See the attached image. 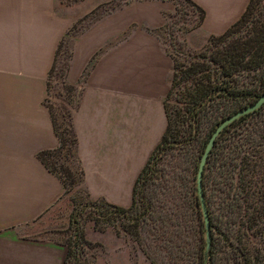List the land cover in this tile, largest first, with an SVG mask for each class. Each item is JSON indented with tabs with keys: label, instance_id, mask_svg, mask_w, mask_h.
<instances>
[{
	"label": "crops",
	"instance_id": "crops-1",
	"mask_svg": "<svg viewBox=\"0 0 264 264\" xmlns=\"http://www.w3.org/2000/svg\"><path fill=\"white\" fill-rule=\"evenodd\" d=\"M103 0H0V264H63L67 248L35 235L66 196L38 159L58 146L45 105L61 38ZM203 11L189 33L198 47L220 35L250 0H192ZM166 0H132L90 23L72 41L66 83L79 95L72 111L82 188L119 207L166 130L173 59L156 31Z\"/></svg>",
	"mask_w": 264,
	"mask_h": 264
},
{
	"label": "rangeland",
	"instance_id": "rangeland-1",
	"mask_svg": "<svg viewBox=\"0 0 264 264\" xmlns=\"http://www.w3.org/2000/svg\"><path fill=\"white\" fill-rule=\"evenodd\" d=\"M74 1L79 0H62V3ZM130 1L132 0H103L63 36L49 81V104H56L54 110L58 115L62 109H69L75 103L77 90L63 82L73 37L102 14ZM166 1L170 3L172 10L165 12L166 23L156 31L158 37L169 50L172 39L175 45L177 42H184L190 51H199L206 41L198 47V43L190 42L189 33L192 30L186 31L198 18V13L183 0ZM250 13L248 25L242 28H251L257 21L264 22V0H253ZM180 101L176 91L166 99L170 128L164 144L146 172L145 176L152 178L141 183L143 198L150 204L149 209L143 211L145 205L138 201L137 214L140 218L136 230H126V219L113 208H108L106 219L95 227L92 220L95 217L91 205L93 200L87 197L79 184L68 189L63 201L50 211V215H46L48 222L40 221L35 235L50 238L65 246L67 244L73 250L74 258L67 264H200L205 232H195L199 225L195 219L197 213L195 208L188 206V198L191 196L187 193L193 185L204 147L218 125L215 121L219 118L214 116L203 120L198 132L192 134L190 139L186 138L190 127ZM261 112L264 118V108ZM61 153L60 158L52 160L77 171V162L68 158L65 150ZM57 169L59 170L58 167ZM212 178L214 175L208 168L205 175L206 198L211 200V205L215 207L213 212L220 218L222 188L218 183L214 185ZM215 178L219 180L221 177L218 174ZM212 185L214 190L210 196L208 194ZM250 201L254 203L252 196ZM140 212L143 213L139 214ZM247 213L251 214L252 209H248ZM201 220L203 223L200 217V222ZM246 226L247 223L241 226L238 221L235 222L228 240L217 234L216 264H264V233L259 237L256 227ZM134 231L138 232L137 236ZM228 243L232 246H228ZM229 248L233 250L227 252ZM205 259H209V252Z\"/></svg>",
	"mask_w": 264,
	"mask_h": 264
},
{
	"label": "trees",
	"instance_id": "trees-1",
	"mask_svg": "<svg viewBox=\"0 0 264 264\" xmlns=\"http://www.w3.org/2000/svg\"><path fill=\"white\" fill-rule=\"evenodd\" d=\"M183 1L187 2L198 13V18L186 30L189 32L201 25L204 19V11L192 0ZM252 3L253 0H250L240 18L222 34L209 36L199 51H190L184 42H177L175 45L172 43V39L170 40L171 49L169 50L166 47L167 53L173 59L172 81L166 99L176 91L181 100L180 102L183 104L182 112L185 114L188 127H190L186 138L190 139L192 134L198 132V127L203 120L215 116L219 118L215 121V124H219L226 117L256 101L264 93V22L257 21L251 25V28H242L248 25ZM76 25L77 23L72 28H75ZM62 41L63 37L58 43L53 64L48 74V96L45 99L53 130L58 138V146L54 149L40 151L37 156L43 165L61 180L66 194L67 190L76 184L82 187L83 170L77 156V138L72 123V111L77 105L79 92L77 87L65 81L72 54L71 48L65 65L66 72L63 82L70 88L73 87L77 90L75 103L69 109H62L60 115L54 110L56 104H49L50 76ZM56 98L60 99L59 97ZM166 99V130L161 142L152 152L135 180L130 206L119 207L103 199H92L83 189L87 197L93 200L91 205L94 208L95 217L92 220L95 227L101 220L106 219L108 208H113L114 211L119 212L126 219V230H136L140 218V215L137 214L138 201L140 200L145 205L143 211L149 209L150 203L147 204V201L143 198L141 183H145V180L152 178V176L146 177V172L150 168L151 161L155 158L157 151L164 144L170 128V116ZM263 108L264 103L259 109L241 116L228 125L216 138L210 151L202 182L209 216L211 241L208 260L205 259L206 240L201 244L200 264H216L217 234L227 240L230 239L233 224L237 221L241 226L247 223L246 228L256 227V234L259 237L263 236L264 118H262L261 112ZM63 150L66 151L68 158L77 162V171L70 166H64L63 163L57 160H52L60 158ZM208 168L212 170L214 175L212 183L214 185L218 183L222 188L220 190L222 194L220 203L222 214L219 216L220 218H218V214L213 212L215 207L211 205V200L209 201L206 198L205 175ZM218 174L221 178L216 180L215 175ZM213 190L212 185L208 195L211 196ZM187 194L191 196L188 198V206H191L192 209L195 208L197 213L195 219H197L199 225L195 228V232H205L204 222L202 223V220L200 222V217L203 219V216L197 194L196 174L190 192ZM250 196L254 198V203L250 201ZM248 209H252L251 214L247 213ZM141 213L143 212L139 214ZM134 234L137 236L138 232L134 231ZM228 246L231 247V243H228ZM66 248L67 253L63 264H67L74 258L71 247L66 244ZM232 250L233 248H229L227 252Z\"/></svg>",
	"mask_w": 264,
	"mask_h": 264
},
{
	"label": "water",
	"instance_id": "water-1",
	"mask_svg": "<svg viewBox=\"0 0 264 264\" xmlns=\"http://www.w3.org/2000/svg\"><path fill=\"white\" fill-rule=\"evenodd\" d=\"M264 103V93L259 96V98L252 104L246 106L240 111H237L233 113L232 115L226 117L222 122H220L216 128L213 130L211 133L204 150L201 154L198 168H197V173H196V188H197V194L200 200V207H201V212L203 216V222L205 226V240H206V251L207 255L210 249V223H209V216H208V211H207V206L204 198V193H203V172L205 168V164L207 162L208 156L210 154L211 149L214 146L216 138L220 135V133L228 126L230 125L233 121L236 119L240 118L241 116L251 113L257 109H259Z\"/></svg>",
	"mask_w": 264,
	"mask_h": 264
}]
</instances>
